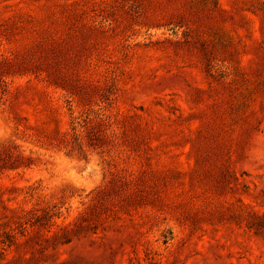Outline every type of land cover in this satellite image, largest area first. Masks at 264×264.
Segmentation results:
<instances>
[{"label":"rangeland","instance_id":"1","mask_svg":"<svg viewBox=\"0 0 264 264\" xmlns=\"http://www.w3.org/2000/svg\"><path fill=\"white\" fill-rule=\"evenodd\" d=\"M0 264H264V0H0Z\"/></svg>","mask_w":264,"mask_h":264}]
</instances>
